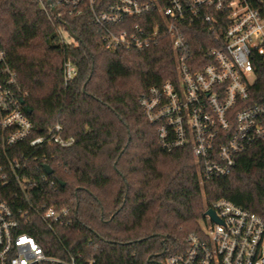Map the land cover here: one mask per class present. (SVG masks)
<instances>
[{
  "label": "trees",
  "instance_id": "trees-1",
  "mask_svg": "<svg viewBox=\"0 0 264 264\" xmlns=\"http://www.w3.org/2000/svg\"><path fill=\"white\" fill-rule=\"evenodd\" d=\"M61 29L77 43L64 42ZM100 38L88 15L50 18L39 0H0V44L27 93L33 133L61 123L75 137L73 146H50L32 162L37 179L51 166L48 182L55 184H42L41 193L48 204L69 209L70 223L54 233L36 218L26 230L52 255L69 248L97 264H162L186 247L219 199L264 219V141L241 154L229 175L203 180L191 149L160 146L140 104L148 87L176 76L170 39L108 50ZM67 58L78 69L68 83ZM256 89L264 90V73Z\"/></svg>",
  "mask_w": 264,
  "mask_h": 264
},
{
  "label": "built area",
  "instance_id": "built-area-1",
  "mask_svg": "<svg viewBox=\"0 0 264 264\" xmlns=\"http://www.w3.org/2000/svg\"><path fill=\"white\" fill-rule=\"evenodd\" d=\"M39 3L50 18L63 12L90 16L108 50L148 49L170 39L176 76L148 87L140 104L160 146L191 149L203 180L229 175L241 154L264 141V90L256 89L264 73V0ZM60 32L64 42L77 43L68 30ZM63 71L66 83L78 74L69 58ZM26 96L0 44V185L9 189L0 190V264H97L66 247L64 256L49 254L26 230L36 218L54 233L70 223L67 207L44 200L41 185L49 174L43 167L44 175L35 178L32 162L50 146L75 143L61 123L35 135L24 110ZM209 208L219 221L206 215L201 229L186 237V247L162 264H264V219L224 198Z\"/></svg>",
  "mask_w": 264,
  "mask_h": 264
},
{
  "label": "water",
  "instance_id": "water-1",
  "mask_svg": "<svg viewBox=\"0 0 264 264\" xmlns=\"http://www.w3.org/2000/svg\"><path fill=\"white\" fill-rule=\"evenodd\" d=\"M53 9L55 10V8H53ZM44 168H45L46 173H48V174H51L53 172L51 166L48 164H46L44 166ZM61 185L64 186L65 183L62 182ZM205 214L211 216V218H213L215 221H219V219L217 218L216 213L213 209H211V208L207 209Z\"/></svg>",
  "mask_w": 264,
  "mask_h": 264
},
{
  "label": "rangeland",
  "instance_id": "rangeland-1",
  "mask_svg": "<svg viewBox=\"0 0 264 264\" xmlns=\"http://www.w3.org/2000/svg\"><path fill=\"white\" fill-rule=\"evenodd\" d=\"M204 224H205V219H202V220L200 221V225L203 226Z\"/></svg>",
  "mask_w": 264,
  "mask_h": 264
}]
</instances>
